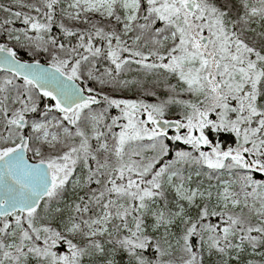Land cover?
<instances>
[{"label": "snow or ice", "instance_id": "6c2138e0", "mask_svg": "<svg viewBox=\"0 0 264 264\" xmlns=\"http://www.w3.org/2000/svg\"><path fill=\"white\" fill-rule=\"evenodd\" d=\"M0 264H264V0H0Z\"/></svg>", "mask_w": 264, "mask_h": 264}]
</instances>
